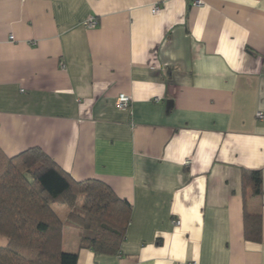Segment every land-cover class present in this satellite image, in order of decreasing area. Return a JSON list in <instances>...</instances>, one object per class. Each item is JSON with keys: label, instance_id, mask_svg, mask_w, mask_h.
Masks as SVG:
<instances>
[{"label": "crops", "instance_id": "obj_1", "mask_svg": "<svg viewBox=\"0 0 264 264\" xmlns=\"http://www.w3.org/2000/svg\"><path fill=\"white\" fill-rule=\"evenodd\" d=\"M202 2L0 0V148H41L132 205L118 255L65 226L78 264H264V0Z\"/></svg>", "mask_w": 264, "mask_h": 264}, {"label": "trees", "instance_id": "obj_2", "mask_svg": "<svg viewBox=\"0 0 264 264\" xmlns=\"http://www.w3.org/2000/svg\"><path fill=\"white\" fill-rule=\"evenodd\" d=\"M254 196L263 193L261 172L243 173ZM56 205L70 212L63 220ZM132 205L105 183L78 182L41 148L8 157L0 148V264H78L79 251L118 255L126 240ZM79 231V251L63 250V229ZM247 241L262 240L259 215H246Z\"/></svg>", "mask_w": 264, "mask_h": 264}, {"label": "built area", "instance_id": "obj_3", "mask_svg": "<svg viewBox=\"0 0 264 264\" xmlns=\"http://www.w3.org/2000/svg\"><path fill=\"white\" fill-rule=\"evenodd\" d=\"M193 1V5L194 6H202L203 5V2L202 0H192ZM160 12V9L158 7H154L153 8V13L154 14H158ZM86 25L87 27L89 28H96L97 27V21L95 20V18H90L87 22H86ZM10 40L11 41H14L15 38L14 36H10ZM131 104V98L125 94H121L119 96V99H118V102H117V107L121 110H127L129 108ZM257 117L260 119V120H263L264 119V114L262 112L258 113L257 114ZM191 161H187L186 162V165H190ZM173 224H175L176 226H180L181 225V222L179 220H175L173 222Z\"/></svg>", "mask_w": 264, "mask_h": 264}]
</instances>
